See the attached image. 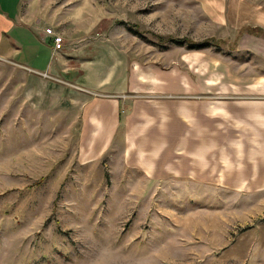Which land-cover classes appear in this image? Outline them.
<instances>
[{"label":"rangeland","instance_id":"obj_1","mask_svg":"<svg viewBox=\"0 0 264 264\" xmlns=\"http://www.w3.org/2000/svg\"><path fill=\"white\" fill-rule=\"evenodd\" d=\"M18 13L61 48L69 34L65 57L81 45L96 60L108 38L142 77L139 107L193 112L150 114L136 137L153 149L147 176L124 164L122 124L121 143L80 166L79 110L29 95L36 73L0 57V264H264V129L229 114L264 102V0H19Z\"/></svg>","mask_w":264,"mask_h":264},{"label":"crops","instance_id":"obj_2","mask_svg":"<svg viewBox=\"0 0 264 264\" xmlns=\"http://www.w3.org/2000/svg\"><path fill=\"white\" fill-rule=\"evenodd\" d=\"M18 3L19 0H0V57L23 65L36 73L30 74L32 77L30 81H40L43 87H39L41 90H37V87L31 88L29 95L42 96L47 105L58 109L74 108L79 110L80 125L77 149L79 165L96 164L117 142L120 144L122 138L118 134V129L122 124L125 144L123 148L124 164L136 171V174H138V170L143 172L138 158L149 156L150 150L153 149L138 147L136 137L140 135L142 129L149 125L150 114L163 110L164 115H172L175 107V110L189 121L190 112H193V109L189 110L188 105H183L184 103L179 104V109L172 103L161 104L158 107V105H151L149 102V104L146 103V107H139L140 100H137L136 93L140 90L142 77L128 67L130 63L128 57L106 49L111 47L108 38L104 40L105 48L96 60L83 57L88 52L81 45L77 47L74 55L65 57L61 52L71 40L69 34H63V47L56 49L51 34L44 33L38 26L28 25L26 21L20 22ZM46 51L48 52L44 57ZM52 55L55 56V61L50 60ZM40 72H45L47 77L38 76L37 74ZM68 73L72 74L67 79L68 82L59 83L61 74L68 75ZM44 86H47V90ZM251 86L252 84L246 86L244 90L240 91V94H246V96L251 94L253 90ZM124 92H127L125 100L121 96V93ZM248 97L237 99L234 101L235 103L232 102L237 104L231 105L232 108H236L235 113L228 112L232 108L226 109L225 105L224 107L229 114L236 115L247 123H250V120L255 117L257 127L264 129V102L240 103L242 100H252ZM125 101L129 110L122 115V103ZM222 101L223 104L226 102ZM257 105L259 106L255 110H251V107ZM217 107L218 105L213 107L214 111ZM143 108L146 109L142 110ZM129 143L131 148L126 150ZM132 151H135L134 154ZM129 159L135 162L134 165L128 163ZM153 160H149L152 167ZM144 175L146 174L144 173Z\"/></svg>","mask_w":264,"mask_h":264},{"label":"trees","instance_id":"obj_3","mask_svg":"<svg viewBox=\"0 0 264 264\" xmlns=\"http://www.w3.org/2000/svg\"><path fill=\"white\" fill-rule=\"evenodd\" d=\"M252 32L258 34V32H256V31H252ZM214 40H216V39L210 38L209 40H205V41H201V42H187L186 45H187V48H189V49H200V48H204V47H208V46L218 47ZM176 42H177V44L182 45L185 43V40H177Z\"/></svg>","mask_w":264,"mask_h":264},{"label":"built area","instance_id":"obj_4","mask_svg":"<svg viewBox=\"0 0 264 264\" xmlns=\"http://www.w3.org/2000/svg\"><path fill=\"white\" fill-rule=\"evenodd\" d=\"M45 32L47 34H51L53 36L54 47L56 49H60L61 48V45H62V42H63L62 36L59 35V34H56L55 32H52V29L51 28H46Z\"/></svg>","mask_w":264,"mask_h":264}]
</instances>
